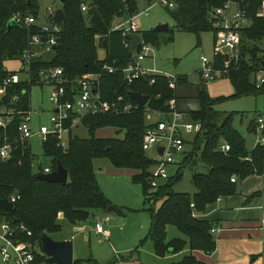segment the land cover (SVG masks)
<instances>
[{"label":"trees","instance_id":"1","mask_svg":"<svg viewBox=\"0 0 264 264\" xmlns=\"http://www.w3.org/2000/svg\"><path fill=\"white\" fill-rule=\"evenodd\" d=\"M221 1L175 0L177 7L170 12L171 18L178 31L192 33L199 40L202 33L214 34L213 28L207 22V11L220 6ZM246 1L249 4L250 24L240 33L239 60L223 76L234 88L232 98L264 94V90H257L254 86V75L263 69L264 62V19L255 15L261 0ZM83 3L88 7L87 13L81 10ZM59 8H62L65 19L59 25L56 44L49 53L52 60L45 61L41 57L39 61L32 63L30 83L21 82L3 89L2 81L16 74L8 72L4 63L19 60L28 47L30 35L39 32L38 26L26 28L22 24L7 30V23L16 14L38 18L40 11L38 0H0V87L4 90L0 108L14 109L16 112L9 130L11 137L16 135L21 119L18 113L30 110L31 86L39 84V72L49 68L62 70L63 86L70 91L81 76L101 73L99 92L102 99L108 102L122 97L125 102L135 103L129 93H140L149 98L147 106L151 110L165 111L170 99L177 101L176 90L178 85L187 82L185 76H179L176 90H171L167 80L161 77L144 76L127 84L121 72L109 74L102 71L105 64L121 69L135 59V54L129 55L125 48L128 40L126 36L112 30L115 25L138 11L136 0H66ZM50 21L52 22V18ZM162 34L157 31L140 32L144 43L154 49H158L160 43L169 44L173 41L172 31L165 33L167 38L163 39L164 42ZM100 49L104 51L103 58L99 56ZM222 62V58L216 59L217 68L224 69ZM152 79L154 83L150 84ZM15 95L19 100L13 105L11 99ZM197 99L200 107L189 113V120L200 124V132L191 140L185 141L190 149L180 164L181 168L164 184L153 183L151 170L156 161L148 158L142 149L145 124L142 109L124 115L108 113L84 116L80 124L87 129V139L71 133L66 151L58 149L53 139L42 145L46 165L50 170L55 171L57 163H60L67 171L65 185L37 179L41 175L40 167L36 175L33 174L34 156L30 148L19 147L13 152L10 161H0V199H6L10 195L19 196L11 212L0 208V221L10 223L13 227L22 225L25 232H30V236L21 232L18 237L21 242L32 244L35 264H53L47 261L42 251L40 237L42 234L50 236L59 233L60 220L75 226L87 221L93 211L104 214L119 213L106 199L96 181L93 161L105 158L115 169L139 172L132 180L141 186L143 195L149 202L148 212L151 219L147 239L151 242L155 255L165 258L188 250V254L170 264H204L192 252L211 255L216 249V242L211 233L213 223L199 217L218 199L237 194V180L242 181L264 173V143L247 150L245 140L233 126L237 115L229 113L223 116L212 108L213 104L225 101L226 98H211L204 90L199 89ZM258 119L248 124L249 134L256 135ZM103 128L115 129L116 134H122V138L95 137L96 132ZM262 133L264 134V129ZM222 144L229 145L230 150L227 153L219 150ZM198 163L205 171L195 172L192 176L191 184L196 192H173L172 185L181 178V169L195 168ZM157 202L160 204L155 209ZM169 226L174 227L183 238L167 240ZM138 255L139 252L135 251L127 258L110 260L105 264H130L137 260ZM72 264L82 262L74 261Z\"/></svg>","mask_w":264,"mask_h":264},{"label":"built area","instance_id":"2","mask_svg":"<svg viewBox=\"0 0 264 264\" xmlns=\"http://www.w3.org/2000/svg\"><path fill=\"white\" fill-rule=\"evenodd\" d=\"M56 2H58L56 0ZM138 3V11L128 16L123 22L115 25L112 31L120 30L124 36L137 34L141 37L139 31V18L141 15L148 16L149 11L157 6H162L173 10L177 7L175 0H136ZM146 7L140 11V6ZM249 4L246 0H222L221 5L210 8L207 11V22L214 30L213 39V60L205 57L200 58L201 69L199 75L205 84L213 82L218 78H222L228 72L231 65H236L239 60L238 47L240 45V33L249 26L250 20L248 16ZM83 13L88 12L86 4L81 5ZM55 9L48 7L43 15L38 18L33 16H21L16 14L12 20L16 25H23L26 28L37 27L38 33L31 34L28 40V47L20 56L22 63L21 71L27 75L26 83L31 81V65L34 61H39L41 57L51 52V47L56 44V38L59 33V26L53 22ZM256 17L264 19V0L260 1L256 11ZM52 18V22L50 19ZM127 40V39H126ZM130 41L127 40L125 48L129 50ZM154 48L144 43L142 40L138 50L135 51V59L126 67L117 69L109 65H104L102 71L114 74L121 72L124 81L131 84L138 79L148 77H161L167 80L168 87L176 90V82L179 76H172L163 73L154 68L143 66L146 59H153ZM226 57V58H225ZM222 58L223 68L216 66V59ZM62 70L59 68H49L39 72L38 83L51 86L52 92L49 101L53 106L52 114L49 118V125L39 124L37 128L33 127L31 111L18 113L20 122L16 131V135L11 137L9 130L13 123L14 109H4L0 112V161L8 162L12 159V154L19 147L29 148V141L37 138L41 145L53 139L56 147L61 151L68 149L69 136L75 128L80 126L81 118L84 116H95L112 113L115 115H124L137 112L142 109L145 124L143 131L142 149L145 152L152 151L156 157L155 167L151 170L152 179L167 180L169 176L167 167L176 166L179 170L180 164L187 152L185 141L187 136H194L200 132L199 123L191 122L185 119V114L177 108L176 99H170L166 104L165 111H153L147 105L125 102L122 97H118L115 101L103 100L99 92L101 73L85 74L76 81L71 91L66 90L63 86L64 81L61 78ZM21 79L19 75L12 74L2 81V88L13 87L19 85ZM154 83V79L150 84ZM254 86L257 90H264V68L254 75ZM18 96L15 95L11 99L13 105L17 104ZM41 116V113H40ZM256 140L254 146L264 143V120H257ZM253 146V147H254ZM159 149L162 152L159 153ZM219 150L227 153L230 150L229 145L222 144ZM41 174H48L52 171L48 165L39 166ZM177 170L175 175L177 174ZM264 183V173L260 176ZM234 182V178L231 179ZM10 203L14 204L19 196L10 195L6 198ZM220 199L217 200V202ZM194 216L196 214H193ZM110 217L105 214L104 217L97 221L94 230L104 239H108L109 232L104 228L105 223ZM260 227L264 230V208L262 209ZM24 226L13 227L10 223L0 221V264H35L36 258L33 253L32 244L21 242L19 234L25 232ZM213 228L211 233H215ZM30 236V232H25Z\"/></svg>","mask_w":264,"mask_h":264},{"label":"rangeland","instance_id":"3","mask_svg":"<svg viewBox=\"0 0 264 264\" xmlns=\"http://www.w3.org/2000/svg\"><path fill=\"white\" fill-rule=\"evenodd\" d=\"M38 5L40 16L45 13L48 7H53L55 10L59 8V3L56 0H38ZM145 7V5L140 6V11H143ZM173 10L157 6L149 11L148 16H140L139 31L141 33L154 31L159 25H168V29L173 32V41L169 44L160 43L159 48L154 49L153 59H146L143 65L168 75L187 77V82L178 85L176 90L178 106L185 114L186 120H189L190 112L196 111L200 107V101L197 99L199 89L204 90L211 98H226L225 101L213 104L212 108L223 116L229 113L237 115L233 126L243 137L247 150L250 151L254 146L256 137L248 133L247 126L255 119L264 118V94L232 98L234 88L228 79L222 77L207 84L200 82V58L203 56L208 60L214 59V35L212 32H205L200 35L198 40L192 33L178 31L170 14ZM116 32H120V30H116ZM165 33L167 32H161L162 41L167 38ZM102 52L100 49L101 55ZM43 59L50 61L52 56L49 54ZM4 67L8 72H16L21 82L27 81V75L21 71L22 63L20 60L6 61ZM52 89L51 86L40 83L30 88V111L34 128L38 127V122L41 125H49V118L53 110L49 101ZM3 95L4 90L0 87V100ZM1 110L2 108H0ZM72 134L81 139L88 138L87 129L82 125L75 128ZM95 137L121 139L122 134H116V130L113 128H103L96 132ZM192 137V135L187 136V139L191 140ZM29 144L34 156L33 174L36 175L39 166L46 165L47 161L42 145L37 138L30 140ZM186 147L187 150L190 149V146ZM146 156L152 159L156 157L152 151L146 152ZM93 165L100 190L119 212L107 214L110 217V222L105 227L111 233L110 238L106 240L102 236H95L92 233L93 230L89 237V229L92 226L94 228L95 223L104 217V213L101 211H93L87 221L75 226L60 220L61 231L50 235V237L56 241L68 238L73 244V260L81 261L82 264H105L110 260L127 258L135 251L139 252L137 262L142 264H168L171 262L169 257L165 260L157 258L151 242L147 239L151 219L148 212L149 202L143 195L141 186L132 180L133 176L139 172L115 169L105 158L94 160ZM177 168L174 165L168 166L169 176H175ZM203 171L205 169L200 163L195 168H182L180 171L182 176L172 185L171 190L175 193L194 194L196 190L191 184L192 176L195 172ZM165 182L166 180L163 179L153 180L155 185H162ZM240 184L241 181L237 180L238 192ZM159 204V202L156 203L155 209L158 208ZM80 228H85L86 233L80 231ZM173 238H183V236L174 227L169 226L167 227V240Z\"/></svg>","mask_w":264,"mask_h":264},{"label":"crops","instance_id":"4","mask_svg":"<svg viewBox=\"0 0 264 264\" xmlns=\"http://www.w3.org/2000/svg\"><path fill=\"white\" fill-rule=\"evenodd\" d=\"M103 56L104 51L102 55L100 54V58H103ZM199 79L201 82V77ZM177 108L180 112H183L179 109L178 100ZM2 110L4 109L2 108ZM39 124L40 122H38ZM255 194L259 195L252 197ZM263 208L264 183L260 177L250 176L242 180L237 194L221 198L215 204L208 206L205 214L199 217L201 220L212 222L216 229L215 233H213L216 242L214 253L205 255L195 251L192 252V255L204 264H264V230L260 227ZM109 222L110 220L105 223V229L106 224ZM79 230L86 233L85 228H80ZM106 230L109 232V239L111 233L108 229ZM91 231L93 235L100 236L92 226L88 231L89 237L91 236ZM63 240L69 239L64 238L58 241ZM188 253L189 251L185 250L180 255H169L167 257L170 258L171 262H176ZM167 257L159 259L165 260ZM130 264L142 263L133 260Z\"/></svg>","mask_w":264,"mask_h":264},{"label":"water","instance_id":"5","mask_svg":"<svg viewBox=\"0 0 264 264\" xmlns=\"http://www.w3.org/2000/svg\"><path fill=\"white\" fill-rule=\"evenodd\" d=\"M59 5H64L66 0H57ZM65 19L64 12L62 8H58L54 12L53 22L56 25H61ZM15 22L11 19L7 23V30L13 27ZM168 25H159L154 31L157 32H167ZM126 38L130 41V47L128 50L129 55H132L135 51L138 50L141 45L142 38L137 34L127 35ZM226 58V57H225ZM264 68V62L262 63ZM129 97L135 101L140 106H144L149 98L140 93H129ZM162 152V149H159V153ZM38 180L44 181L47 183H58L65 185L67 182V171L61 166L60 163H57L56 170L48 173L41 174L37 177ZM14 204L10 203L7 199H0V208L5 209L9 212L13 210ZM42 251L47 257V261L53 264H72L73 263V247L72 243L69 240L56 241L53 240L47 234H42L40 237Z\"/></svg>","mask_w":264,"mask_h":264}]
</instances>
